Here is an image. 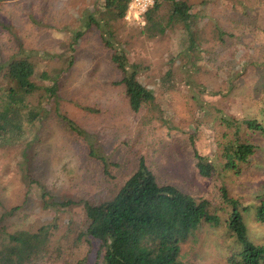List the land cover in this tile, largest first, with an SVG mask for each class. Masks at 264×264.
Wrapping results in <instances>:
<instances>
[{
  "label": "rangeland",
  "instance_id": "obj_1",
  "mask_svg": "<svg viewBox=\"0 0 264 264\" xmlns=\"http://www.w3.org/2000/svg\"><path fill=\"white\" fill-rule=\"evenodd\" d=\"M186 1L194 16L191 29L200 37V50L191 56V35L183 26L154 38L143 33L142 19L133 17L87 26L90 14L98 19L105 14L104 0H0V63L29 56L38 74H58L61 86L59 98L45 99L49 113L24 140L0 148V215L20 207L3 223L34 230L54 224L53 257L45 264H95L97 243L79 236L86 230L83 204L45 203L43 189L57 202L99 203L112 198L144 159L160 182L210 199L223 217L231 206L221 198L222 186L244 203L264 191L261 132L247 135L243 125L258 148L240 173L221 169L208 179L196 158H220V116L252 115L264 123V0ZM218 27L232 34L225 44L215 35ZM78 31L83 35L72 45ZM114 52L142 64L138 78L155 95L138 112L125 87L114 83L121 78ZM233 61L237 71L231 70ZM241 68L245 72L239 75ZM6 82L0 73V86ZM56 107L85 134L69 129ZM250 227L263 241L264 225ZM230 241L223 224L205 223L183 243L182 256L189 264H232Z\"/></svg>",
  "mask_w": 264,
  "mask_h": 264
},
{
  "label": "trees",
  "instance_id": "obj_2",
  "mask_svg": "<svg viewBox=\"0 0 264 264\" xmlns=\"http://www.w3.org/2000/svg\"><path fill=\"white\" fill-rule=\"evenodd\" d=\"M129 2L130 0H104L102 7L105 14L99 19L90 14L85 21L86 25H109L108 20L124 18ZM144 19L143 33L148 37L154 38L165 34L169 28L183 26L192 39L191 51L187 55H194L200 50L197 45L200 40L199 32L193 33L191 29L194 16L191 5L186 0H154L153 6L145 12ZM82 35L83 31H78L72 45ZM215 35L225 44L232 34L225 33L218 27ZM104 39L106 44L112 46L106 37ZM112 60L121 72V78L114 83L125 87L130 107L136 112L140 111L155 98L152 90L138 78L142 64L130 62L124 52H114ZM254 61L256 62L254 59L248 60L250 65L256 64ZM230 66L232 71H237L236 61L230 63ZM262 67L259 65L257 68L261 70ZM245 69L241 68L239 75ZM0 73L7 80L0 86L2 148L24 140L30 127L49 113L45 107V99L59 98L61 86L58 74L46 70L38 74L37 64L29 56L15 55L0 63ZM171 75L168 72L166 77L170 78ZM38 79L49 83L41 84ZM55 111L59 112V107ZM60 115L69 129L78 135L85 134L75 120L66 114ZM217 119L224 126L217 142L221 149L220 158L196 154L199 173L208 179H214L221 169L240 173L243 164L255 153L258 145L244 135L243 125L248 128L247 135L255 132L264 134V123L252 115L243 119L222 115ZM26 176L31 179L29 174ZM220 189L222 200L231 206L226 217L217 213L210 199L197 197L175 184L160 182L155 172L142 159L138 169L125 180L120 190L112 198L99 203L84 199L57 202L44 189L42 197L45 203L59 207L83 204L86 230L79 236H87L90 243L96 241L95 264H189L182 256L183 243L205 223L225 226L231 239L228 245L229 262L264 264V240H260L263 236H255L250 227L251 222L264 225V191L254 201L244 203L232 198L226 186ZM18 209L20 207L17 206L6 209L0 215V264H45L53 257L52 244L56 226L48 223L36 230L21 225L10 228L3 222Z\"/></svg>",
  "mask_w": 264,
  "mask_h": 264
},
{
  "label": "built area",
  "instance_id": "obj_3",
  "mask_svg": "<svg viewBox=\"0 0 264 264\" xmlns=\"http://www.w3.org/2000/svg\"><path fill=\"white\" fill-rule=\"evenodd\" d=\"M153 4L154 0H130L126 17L142 19L145 23L144 14Z\"/></svg>",
  "mask_w": 264,
  "mask_h": 264
}]
</instances>
